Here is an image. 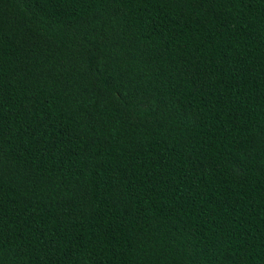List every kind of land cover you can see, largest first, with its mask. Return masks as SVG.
Here are the masks:
<instances>
[{
	"label": "trees",
	"instance_id": "1",
	"mask_svg": "<svg viewBox=\"0 0 264 264\" xmlns=\"http://www.w3.org/2000/svg\"><path fill=\"white\" fill-rule=\"evenodd\" d=\"M0 264H264V0H0Z\"/></svg>",
	"mask_w": 264,
	"mask_h": 264
}]
</instances>
